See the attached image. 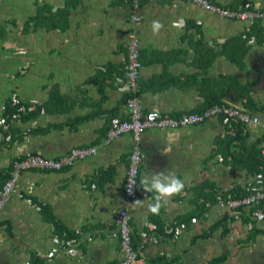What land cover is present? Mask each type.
I'll return each mask as SVG.
<instances>
[{
	"label": "crops",
	"instance_id": "0c3cea01",
	"mask_svg": "<svg viewBox=\"0 0 264 264\" xmlns=\"http://www.w3.org/2000/svg\"><path fill=\"white\" fill-rule=\"evenodd\" d=\"M211 1L232 7L238 0ZM244 1L264 8V0ZM133 3L0 0V178L27 153L58 158L74 147L97 148L62 171L21 173L0 215V264H120L122 209L144 264H264V205L234 211L217 204L260 185L261 124L212 118L147 130L140 177L172 170L185 183L159 215L149 213L151 194L140 184L138 199L125 195L131 135L104 142L110 119L129 117L123 83L135 34L144 112L178 117L219 102L262 123L264 40L243 43L248 23L182 0H141L140 21L132 23ZM153 20L164 25L158 35ZM242 47L244 58L233 61ZM14 95L25 109L9 121ZM137 200L143 205L132 210ZM217 223L223 226L211 231Z\"/></svg>",
	"mask_w": 264,
	"mask_h": 264
},
{
	"label": "built area",
	"instance_id": "2783aa9c",
	"mask_svg": "<svg viewBox=\"0 0 264 264\" xmlns=\"http://www.w3.org/2000/svg\"><path fill=\"white\" fill-rule=\"evenodd\" d=\"M141 0H134V13L131 16L132 23H138L140 16L137 11ZM191 2L205 11L213 13L221 18L242 21L249 24V27L257 20H264V8L255 5L245 4L237 8L221 6L211 0H182ZM141 42L135 34L128 44V57L126 64V80L123 83V89L128 92L127 108L129 110L128 118L114 116L110 119L109 128L106 132L104 142L110 144L123 134H130L133 139V147L128 158V169L124 185L125 195L129 200L138 199V184L142 156V136L149 129H181L206 122L212 118H221L226 121L246 124L249 122L261 124L264 129V122L257 116H252L249 112L235 105L228 103H216L202 111L183 113L178 117L160 111L144 112L139 100L140 86L138 79L143 66L141 59ZM14 95V104H20ZM21 105L20 110L24 111ZM97 153L94 146L74 147L64 155L58 158H48L36 153H27L22 157L15 159L12 163L9 178L5 181L0 191V215L5 205L10 201L12 195L17 191L19 176L24 171H62L73 167L78 161L85 160ZM260 155L264 162V140L261 145ZM261 176V175H260ZM260 185L254 187L247 195L241 197L230 196L218 200V206L228 210H241L244 208L260 206L264 204V183L260 179ZM131 217L127 209H122L116 215V224L120 233V245L122 260L120 264H144L140 258V252L134 245ZM72 241L67 242L70 247L68 250L72 253Z\"/></svg>",
	"mask_w": 264,
	"mask_h": 264
},
{
	"label": "clouds",
	"instance_id": "9594fccd",
	"mask_svg": "<svg viewBox=\"0 0 264 264\" xmlns=\"http://www.w3.org/2000/svg\"><path fill=\"white\" fill-rule=\"evenodd\" d=\"M164 25L159 20H153L151 30L153 35H158ZM139 184L144 192L151 194V203L148 205V211L152 215H159L162 208L168 205L171 199L182 194L185 183L172 170L160 172L146 171L139 180ZM144 201H134L131 209L135 210L142 206Z\"/></svg>",
	"mask_w": 264,
	"mask_h": 264
},
{
	"label": "trees",
	"instance_id": "16d2710c",
	"mask_svg": "<svg viewBox=\"0 0 264 264\" xmlns=\"http://www.w3.org/2000/svg\"><path fill=\"white\" fill-rule=\"evenodd\" d=\"M245 4L246 3H245L244 0L243 1L242 0H238L234 5H232V7L237 8L238 6L239 7L240 6H244ZM261 23H262V20L255 21L249 27V31H248L247 35L244 36V37H242V38H240L239 40L243 41V43L250 42L251 38H256L258 40H262L263 41L264 40V26H262ZM28 24H29V22H28ZM238 52H239V50L238 51L235 50V55H233V54L230 55V58L233 61H235V62H239V61H241L244 58V55H245V49H244V47H242V51L240 53H238ZM216 103H219V102H215L214 104H216ZM20 106H21V104H18V105H6L4 116L7 117V118H9L8 120L10 121V118H12V116L14 114H18L20 112L19 111L20 110ZM261 160H262V158H261ZM261 167H262V169L258 170L257 172L260 173L261 180L264 183V162H263V160L261 162ZM9 176L10 175L8 174L7 176H4V177H1L0 178V191H1V189H2V187L4 185V183H5V181L9 178ZM255 187H257V186H255ZM241 196H244V194L241 195ZM233 197H240V196H236L235 195ZM220 226H223V223H217V224L213 225L211 227V231L217 229ZM222 260H223V258H220L218 260V263H220Z\"/></svg>",
	"mask_w": 264,
	"mask_h": 264
}]
</instances>
